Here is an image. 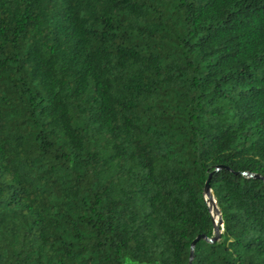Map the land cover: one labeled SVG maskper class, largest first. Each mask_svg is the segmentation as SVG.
<instances>
[{
    "label": "trees",
    "instance_id": "16d2710c",
    "mask_svg": "<svg viewBox=\"0 0 264 264\" xmlns=\"http://www.w3.org/2000/svg\"><path fill=\"white\" fill-rule=\"evenodd\" d=\"M193 242L264 264V0H0V264Z\"/></svg>",
    "mask_w": 264,
    "mask_h": 264
},
{
    "label": "water",
    "instance_id": "95a60500",
    "mask_svg": "<svg viewBox=\"0 0 264 264\" xmlns=\"http://www.w3.org/2000/svg\"><path fill=\"white\" fill-rule=\"evenodd\" d=\"M254 178H257V176H254ZM209 180L210 179L207 180V182H206V184L204 186V193H205V201L207 203L208 208L210 209V206L208 205V201H213L214 204H215V200H214V198H213V196L211 194V191H210ZM210 212H211V216L212 217H213L214 213L217 214V221L213 220L215 235H214V237L212 239L208 240L210 242H213V241H216L219 238V236H220L219 226L222 225V219H221V215L219 213V210L216 208V204H215V207L213 209V212L211 211V209H210ZM194 242L191 245V253H190L189 261H188L187 264L191 263Z\"/></svg>",
    "mask_w": 264,
    "mask_h": 264
},
{
    "label": "rangeland",
    "instance_id": "374dc122",
    "mask_svg": "<svg viewBox=\"0 0 264 264\" xmlns=\"http://www.w3.org/2000/svg\"><path fill=\"white\" fill-rule=\"evenodd\" d=\"M209 206H210L211 211L213 212L214 205L211 206V202H210V205Z\"/></svg>",
    "mask_w": 264,
    "mask_h": 264
},
{
    "label": "bare ground",
    "instance_id": "6f19581e",
    "mask_svg": "<svg viewBox=\"0 0 264 264\" xmlns=\"http://www.w3.org/2000/svg\"><path fill=\"white\" fill-rule=\"evenodd\" d=\"M210 202H213V201H208V205H210ZM213 205L215 206L214 202H213ZM214 221H216V220L214 219Z\"/></svg>",
    "mask_w": 264,
    "mask_h": 264
}]
</instances>
